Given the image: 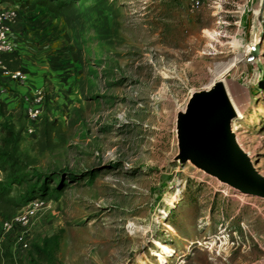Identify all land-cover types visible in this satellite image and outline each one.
<instances>
[{
  "label": "rangeland",
  "instance_id": "374dc122",
  "mask_svg": "<svg viewBox=\"0 0 264 264\" xmlns=\"http://www.w3.org/2000/svg\"><path fill=\"white\" fill-rule=\"evenodd\" d=\"M53 3L17 8L12 26L28 78L5 76L27 97L0 100V264H264V198L182 161L177 127L193 92L227 80L264 174V0Z\"/></svg>",
  "mask_w": 264,
  "mask_h": 264
},
{
  "label": "water",
  "instance_id": "95a60500",
  "mask_svg": "<svg viewBox=\"0 0 264 264\" xmlns=\"http://www.w3.org/2000/svg\"><path fill=\"white\" fill-rule=\"evenodd\" d=\"M259 47V43L252 46L254 54ZM235 116L221 78L212 87L195 91L185 110L178 112V156L242 193L264 198V174L239 146L232 130Z\"/></svg>",
  "mask_w": 264,
  "mask_h": 264
},
{
  "label": "built area",
  "instance_id": "2783aa9c",
  "mask_svg": "<svg viewBox=\"0 0 264 264\" xmlns=\"http://www.w3.org/2000/svg\"><path fill=\"white\" fill-rule=\"evenodd\" d=\"M202 0H190L192 8L200 6ZM20 6L14 4L13 6H5L0 8V74L8 76L11 79L25 82L28 78V73L22 69L9 68L3 58L2 54L15 50L14 42L12 40V26L17 19V8ZM45 97V90L43 88H36L31 99L26 105V114L29 119L38 118L43 112V98ZM42 200H32L22 209L10 214L4 218L2 226L5 231H13L16 227H25L30 222L31 218L36 214L38 208L42 205ZM23 240V236H20Z\"/></svg>",
  "mask_w": 264,
  "mask_h": 264
},
{
  "label": "crops",
  "instance_id": "0c3cea01",
  "mask_svg": "<svg viewBox=\"0 0 264 264\" xmlns=\"http://www.w3.org/2000/svg\"><path fill=\"white\" fill-rule=\"evenodd\" d=\"M241 5L245 6L246 2L241 3ZM242 20V17L233 20L230 18H224L222 22L227 24L231 22L241 23ZM20 97H27L26 93H24V87L21 84L16 83V81L7 79L4 75L0 74V100L7 102L8 107H11L12 104L17 103V100L20 99Z\"/></svg>",
  "mask_w": 264,
  "mask_h": 264
},
{
  "label": "trees",
  "instance_id": "16d2710c",
  "mask_svg": "<svg viewBox=\"0 0 264 264\" xmlns=\"http://www.w3.org/2000/svg\"><path fill=\"white\" fill-rule=\"evenodd\" d=\"M2 1H13L18 4L20 8L24 10L35 8L37 5H49L52 9L57 10L58 4L53 3L54 0H2ZM2 58L5 64L11 69H18L22 66V61L17 53V50H13L8 53L2 54ZM5 192H0V199H3Z\"/></svg>",
  "mask_w": 264,
  "mask_h": 264
},
{
  "label": "bare ground",
  "instance_id": "6f19581e",
  "mask_svg": "<svg viewBox=\"0 0 264 264\" xmlns=\"http://www.w3.org/2000/svg\"><path fill=\"white\" fill-rule=\"evenodd\" d=\"M225 77V76H224ZM223 80V82H224V84H225V87H226V89H227V91H228V93H229V95H230V97H231V99H232V102H233V107H234V111H235V113H236V116L234 117V119L232 120V130H233V132L235 133V135H236V140H237V142H238V144H239V146L241 147V145H240V142H239V140H238V133H239V130H240V128L242 127L241 126V124H240V122L238 121V119L239 118H241V117H244L245 116V109H246V105H244V104H242L240 101H239V96H237L235 93V95L233 94V91L234 90H232L231 89V84H229L228 82H227V80H225L224 81V79H222ZM229 81V80H228ZM215 84V83H214ZM213 84V85H214ZM194 93V92H193ZM193 95V94H192ZM242 148V147H241ZM254 164V163H253ZM255 165V164H254ZM256 167V166H255Z\"/></svg>",
  "mask_w": 264,
  "mask_h": 264
}]
</instances>
